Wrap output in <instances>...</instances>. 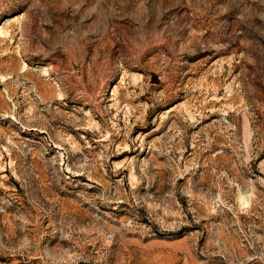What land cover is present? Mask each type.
Masks as SVG:
<instances>
[{
    "label": "rangeland",
    "instance_id": "374dc122",
    "mask_svg": "<svg viewBox=\"0 0 264 264\" xmlns=\"http://www.w3.org/2000/svg\"><path fill=\"white\" fill-rule=\"evenodd\" d=\"M0 264H264V0H0Z\"/></svg>",
    "mask_w": 264,
    "mask_h": 264
}]
</instances>
